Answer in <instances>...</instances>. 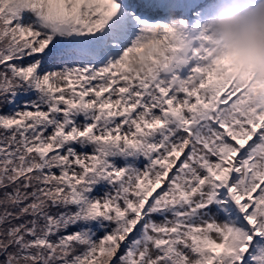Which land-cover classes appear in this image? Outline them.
<instances>
[{
    "label": "snow or ice",
    "instance_id": "1",
    "mask_svg": "<svg viewBox=\"0 0 264 264\" xmlns=\"http://www.w3.org/2000/svg\"><path fill=\"white\" fill-rule=\"evenodd\" d=\"M206 3L0 0V264H264V80Z\"/></svg>",
    "mask_w": 264,
    "mask_h": 264
},
{
    "label": "clouds",
    "instance_id": "2",
    "mask_svg": "<svg viewBox=\"0 0 264 264\" xmlns=\"http://www.w3.org/2000/svg\"><path fill=\"white\" fill-rule=\"evenodd\" d=\"M201 21V47L211 59L264 80V0H207Z\"/></svg>",
    "mask_w": 264,
    "mask_h": 264
},
{
    "label": "trees",
    "instance_id": "3",
    "mask_svg": "<svg viewBox=\"0 0 264 264\" xmlns=\"http://www.w3.org/2000/svg\"><path fill=\"white\" fill-rule=\"evenodd\" d=\"M5 110H7V109H5Z\"/></svg>",
    "mask_w": 264,
    "mask_h": 264
}]
</instances>
